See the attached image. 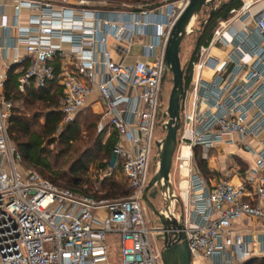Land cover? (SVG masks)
Segmentation results:
<instances>
[{
    "label": "built area",
    "instance_id": "built-area-1",
    "mask_svg": "<svg viewBox=\"0 0 264 264\" xmlns=\"http://www.w3.org/2000/svg\"><path fill=\"white\" fill-rule=\"evenodd\" d=\"M152 1L116 7L90 0H0L13 12L9 24L2 14L10 43L0 51L12 50L13 62L22 66L17 90L45 87L56 78L57 64L62 124L95 107L98 132L105 140L116 137V163L105 176L119 165L129 188L124 197L97 198L25 168L9 137L13 102L5 96L7 74L0 71V264H163L157 237L174 240L180 231L191 264L264 257V10L253 15L256 0H241L192 62L173 157L180 178V215L174 216H181L182 228H166L146 220L142 195L156 167L155 140L161 137L155 131L166 121L164 50L189 0ZM23 10L28 15L21 22ZM235 20L242 30L234 29ZM221 146L245 151L250 162L233 168L227 157L231 178L208 182L192 163L194 151L210 160L207 153ZM242 220L259 223L245 235L236 226Z\"/></svg>",
    "mask_w": 264,
    "mask_h": 264
},
{
    "label": "trees",
    "instance_id": "trees-1",
    "mask_svg": "<svg viewBox=\"0 0 264 264\" xmlns=\"http://www.w3.org/2000/svg\"><path fill=\"white\" fill-rule=\"evenodd\" d=\"M135 1V0H134ZM242 4L241 0H224V3L213 12L211 18L203 25L200 31L195 33V45L187 59V72L184 78V87L186 88L190 81L192 62L197 59L198 49L206 46L212 36L213 30L219 21L226 20L232 9H238ZM207 13L204 15L206 18ZM202 17L200 20H204ZM200 26V25H199ZM56 78L47 83L43 88L28 87L24 92L16 88V76L12 70H9L7 80L4 84L5 96L13 102L12 114L9 118V137L15 144V147L22 158L25 168L38 171L42 177L52 182L54 185L73 190L84 195H91L97 198H118L129 194V188L126 178L117 181L111 177H104L100 182V190L90 193V189L83 188L87 183L84 179L89 165L96 160L95 155L81 154L75 159L68 171H54L51 165L49 149L50 145L59 143L65 145L66 149L71 144L80 140L79 127L76 124V117L68 124H62L63 115L59 110L60 100L62 98V87L58 83V65H55ZM19 104L30 106L32 108H42L38 113H33L31 117H26L19 111ZM42 118V122L37 129L33 125ZM86 140L91 142V137L86 136ZM98 142V143H97ZM116 137L112 133L105 143H99L97 137V152H100L104 161L97 162V166L104 169L108 164V158L112 153ZM196 170L202 177L210 174L207 171L204 159H198ZM82 188V189H80ZM242 264H264V257H255L245 261Z\"/></svg>",
    "mask_w": 264,
    "mask_h": 264
},
{
    "label": "water",
    "instance_id": "water-1",
    "mask_svg": "<svg viewBox=\"0 0 264 264\" xmlns=\"http://www.w3.org/2000/svg\"><path fill=\"white\" fill-rule=\"evenodd\" d=\"M189 0L188 5L182 11L170 30L163 56V71L161 84H164L167 75L171 76V88L167 100V106L162 112L166 121L161 124L164 135L155 140L156 151L152 161L156 167L148 181L142 201L155 217L156 222L164 227L182 228L181 216L178 221L172 211L174 204H179V198L175 192L171 171L174 152L177 144V132L181 125V100L184 92V78L187 72V62H181V44L184 38L190 35L192 25L197 16L207 12V17L201 21L195 31H200L203 25L211 18L223 3V0ZM161 114V113H159ZM160 194L161 204L156 206L152 200ZM158 240L162 242L161 257L163 264H191L190 250L185 239L184 232L180 231L174 235V240L168 239L167 234L159 235Z\"/></svg>",
    "mask_w": 264,
    "mask_h": 264
},
{
    "label": "rangeland",
    "instance_id": "rangeland-1",
    "mask_svg": "<svg viewBox=\"0 0 264 264\" xmlns=\"http://www.w3.org/2000/svg\"><path fill=\"white\" fill-rule=\"evenodd\" d=\"M93 2H98V1H105L106 3H110L113 4L114 6H118L120 7L123 4H127L130 5V2H135L138 0H90ZM157 0H153L152 2L155 3ZM219 0L216 1V3ZM224 1V0H223ZM264 9V0H259L256 4H254L250 11L251 13H258L261 10ZM207 12H202L199 16L196 17V19L193 22L192 25V30H194V32H192L190 35H188L186 38H184V40L182 41L181 44V53H180V59L181 62L184 63L185 61H187L192 49L194 48L195 45V33H197V31H195L196 29L199 28V25L201 23L202 20H200L202 17H204V15ZM207 17V16H206ZM205 19V17L203 18ZM233 26L235 27V29L237 30H241L244 27V24L241 23L239 20H235L233 22ZM226 37L230 38V36L226 33ZM249 57L245 56L244 60H247ZM166 81L164 82L163 86H162V93H163V104L166 105L167 100H168V96H169V91L171 88V76L168 74L166 77ZM19 111L22 112L26 117H31V115H33V113H40L43 109L42 108H32L30 106H25V105H21L19 104ZM101 120V117L99 114H97L94 111V108H92V106H87L85 107L77 116L76 118V124L79 127V138L80 140L74 142L71 144V147L66 149L65 145L59 144V143H54L52 145H50L49 149L51 150L50 153V159H51V165H52V169L54 171H68V169L70 168L72 162L77 159L81 154H89V155H95L97 158L95 161H93L90 165H89V169L87 171L86 176H84V179L87 181V183L83 186V188H88L90 189V193L93 192H97L98 190H100V182L102 181V179L104 177H111L114 180L117 181H122L123 179V174H122V170L120 168L119 165H117L116 167H114L113 173L111 175H106V171L108 168V165L110 166H115L116 160L114 158V156H112V154L110 155V157L108 158V164L107 166L102 169L99 166H97V162L99 161H104V158L102 156V154L100 152H97V143L95 144V141L97 139V137H99V143L103 144L105 143V139H106V134L104 132H98V128H97V124L99 123V121ZM42 122V118L40 120H38V122H36L33 125V129H37L39 127V124ZM164 135V132L161 128H157L155 131V136L156 137H162ZM86 136H90L91 137V142H88L86 139ZM228 147H225L223 149V153L219 152H209L207 153L208 155V159L204 158V153L198 149L194 151V162L193 165H197L198 166V159H204V161L206 162V168L207 171H210V174H205L204 178L209 182L211 181L213 182H218L220 180L223 179H230L231 177L228 176V171L230 170L227 166V169L225 168L224 165V161H225V157L228 154ZM239 154L241 156H244L245 158L249 159V155H244L242 153L239 152ZM228 163L232 164V167L235 168V166H238V168H245L246 165L242 160H237L234 157H230L228 159ZM176 164H172V171H171V177H172V182H173V186L174 189H177L178 186V182H179V175L177 172V168H176ZM200 170V168H199ZM39 171V170H38ZM37 171V172H38ZM40 172V171H39ZM153 169L150 170L149 176L152 175ZM183 173H185V170H183ZM233 178V177H232ZM234 179V178H233ZM234 181V180H233ZM182 183H185V180L182 181ZM82 189V188H80ZM161 196L160 194H157L156 198L152 200L153 204L156 206H160L161 204ZM144 215L146 217V220L148 222H153V223H157L156 219L154 217V215L146 208H144L143 210ZM174 214L175 216L180 215V205L176 204L174 205ZM158 245L161 247L162 242L159 240L158 241ZM119 249V246H118Z\"/></svg>",
    "mask_w": 264,
    "mask_h": 264
},
{
    "label": "crops",
    "instance_id": "crops-1",
    "mask_svg": "<svg viewBox=\"0 0 264 264\" xmlns=\"http://www.w3.org/2000/svg\"><path fill=\"white\" fill-rule=\"evenodd\" d=\"M258 1L259 0H256V2L254 4H256ZM258 13H256V14H258ZM2 14H5V15L8 16L7 17V23L9 24L12 21L13 12H12V9L9 6H6L4 8L0 6V45H4V44H6L8 42L10 43V41L7 42V39L5 37V31L1 27ZM252 14L256 15L254 13H252ZM27 15H28V11L27 10H23L21 12V22H24L26 20ZM250 27H252V24H250ZM234 29H235V27H234ZM235 30H237V29H235ZM238 31H240V30H238ZM213 52L216 53V54H220V52L217 51V50H213ZM22 53H23V50H22V47L20 46L19 47V54H22ZM13 57H14V52L12 50L4 51V52L0 51V71H2V72L4 71L8 75L9 70H12L13 74H17L21 70L22 66L19 65V64L14 63L13 62ZM92 108H94V111H95V107H92ZM225 147H228L227 148L228 149V154L226 155L225 159L227 157H229V158L230 157H234L237 160H242L245 163V165H247L250 162V158L247 159L244 156H241L239 154V152L244 154V155H248V154L245 151H243V150H241L239 148H236L234 146H221V147H218V150L216 152H219V154L223 153V149ZM232 182H236V179L235 178L232 179ZM181 186L183 187V186H185V184L181 183ZM258 223L259 222H257L256 220H250L248 222L247 221L245 222L244 220H242V221L238 222L236 224V226L242 233H244L245 235H248L249 234V230L255 228V226H257Z\"/></svg>",
    "mask_w": 264,
    "mask_h": 264
},
{
    "label": "bare ground",
    "instance_id": "bare-ground-1",
    "mask_svg": "<svg viewBox=\"0 0 264 264\" xmlns=\"http://www.w3.org/2000/svg\"><path fill=\"white\" fill-rule=\"evenodd\" d=\"M183 153H184V155L187 156V154H188V150L185 148L184 151H183ZM185 183H186V181H185Z\"/></svg>",
    "mask_w": 264,
    "mask_h": 264
},
{
    "label": "flooded vegetation",
    "instance_id": "flooded-vegetation-1",
    "mask_svg": "<svg viewBox=\"0 0 264 264\" xmlns=\"http://www.w3.org/2000/svg\"><path fill=\"white\" fill-rule=\"evenodd\" d=\"M157 196V195H156Z\"/></svg>",
    "mask_w": 264,
    "mask_h": 264
}]
</instances>
